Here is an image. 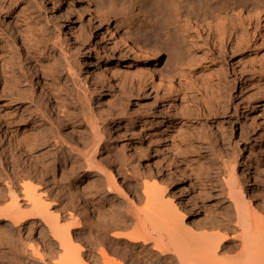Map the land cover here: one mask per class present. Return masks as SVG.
<instances>
[{"label": "rangeland", "instance_id": "374dc122", "mask_svg": "<svg viewBox=\"0 0 264 264\" xmlns=\"http://www.w3.org/2000/svg\"><path fill=\"white\" fill-rule=\"evenodd\" d=\"M99 1L0 0V137L18 148L0 142V209L12 204L7 183L27 213L33 205L22 191L34 188L59 226L71 224L81 239L90 228L78 232L96 220L78 197L101 201L111 221L105 243L112 246V233L134 229L129 203L147 208L146 186L167 181L191 209L190 228L232 236L225 179L233 165L245 198L254 196L252 208L264 215V36L234 14L210 22L197 11L186 26L173 0H134L133 41L155 51L145 60L116 44L114 25L126 10L102 0L111 17L101 22ZM225 1L264 14V0H219L215 9ZM35 58L46 69L53 62L69 90L52 87ZM48 97L60 115L46 107ZM89 122L103 131L95 160L116 170L126 198L108 191L102 173L88 172L80 156L93 145ZM212 219L226 225L208 229ZM36 223L0 219V264L59 261L64 251L47 225Z\"/></svg>", "mask_w": 264, "mask_h": 264}, {"label": "bare ground", "instance_id": "6f19581e", "mask_svg": "<svg viewBox=\"0 0 264 264\" xmlns=\"http://www.w3.org/2000/svg\"><path fill=\"white\" fill-rule=\"evenodd\" d=\"M133 1L111 0L109 4L110 8L116 11L119 7L126 10L114 25V30L120 36L116 44L126 48V52L132 57H142L149 60L155 55V51L145 44L144 46L135 43L132 38L133 31L130 27L135 22L134 18L137 17L135 15L136 3ZM197 1L199 4L195 6V0H173L172 7L177 15L182 16V13H186L184 21L186 26L191 23L193 16L203 10L210 22L219 21L225 16L229 17L234 14L238 19L245 21L249 27L254 28V34L258 33L264 36V14L262 11L248 9L244 5L237 4V2L229 3L226 1L215 9L219 0ZM92 2L93 0H88L87 3L92 5ZM98 5L95 13L99 15V20L102 22L105 20L104 18L109 19L111 16H109L110 12L106 8L108 6H105L102 0L99 1ZM34 66L47 80L52 79L50 83L52 87L58 88L61 92L69 90L66 83L57 77L58 67L53 62L50 64L51 68L46 69L42 65V60L35 58ZM46 102V107L50 111L56 115L61 114L59 107L51 98L48 97ZM89 125L93 128V145L89 154H81L80 152V156L86 159L88 172L100 171L104 177L107 190L114 191L126 198L128 192L116 170L112 166L104 168L101 163L96 162V154L100 151V142L103 140V131L98 126H94L96 124H93V127L92 123L89 122ZM122 130V125L116 128L119 136H122ZM120 138L116 137L117 140ZM0 142L10 148H17L15 141L13 142L12 139L5 140L3 135L0 137ZM225 180L228 199L234 210L235 231L233 232L235 233L232 236L220 232L209 233L207 230L196 233L190 228L187 221L191 219V209L185 207L188 203L182 199H177L173 185L167 181H158L159 184L154 181L146 186L147 208L134 210L132 203L128 202V213L133 218L134 229L131 233H123L118 230L112 233L111 237L114 238L112 246L106 244L105 231L109 228L107 225L109 221L104 212L107 211H102L101 201L93 204L84 196L78 197L80 204L85 209L86 217L93 218L96 222L91 221L90 226L82 227L83 232L80 231L78 234L86 233L89 228L90 232L81 239L74 237L71 224L65 227L59 226L58 218L48 213V206L39 197L36 189L30 187L22 186V188L24 187L23 199L33 205V207L31 206L32 210L27 213V211H21L22 207L21 209L19 207L21 202L18 200L16 190L7 183L12 196V204L5 209L3 208L4 210L0 209V219L10 221L14 226L30 228L37 225V220L40 221V224H46L50 236L58 242L60 249L64 251L59 257L58 264H264V215L252 208V201L256 202L254 196L251 195L248 201L245 198L241 181L236 175L233 165ZM247 180L249 188L253 189V181L250 180L249 176H247ZM166 193H170L171 196L166 198ZM119 225L117 229H120ZM225 225L221 221L213 220L207 227L215 230L221 229ZM122 240H127L124 246L121 245ZM38 256L41 261H44L42 255ZM57 263L55 262V264Z\"/></svg>", "mask_w": 264, "mask_h": 264}]
</instances>
